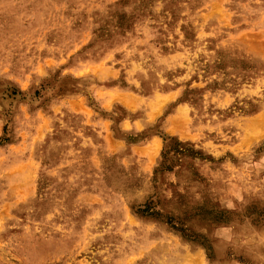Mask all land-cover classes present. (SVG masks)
Segmentation results:
<instances>
[{"label": "rangeland", "instance_id": "374dc122", "mask_svg": "<svg viewBox=\"0 0 264 264\" xmlns=\"http://www.w3.org/2000/svg\"><path fill=\"white\" fill-rule=\"evenodd\" d=\"M0 264H264V0H0Z\"/></svg>", "mask_w": 264, "mask_h": 264}]
</instances>
